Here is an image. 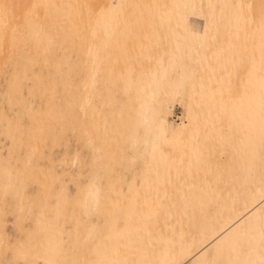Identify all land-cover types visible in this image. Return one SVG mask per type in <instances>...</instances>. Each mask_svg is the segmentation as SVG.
<instances>
[{"label":"bare ground","instance_id":"bare-ground-1","mask_svg":"<svg viewBox=\"0 0 264 264\" xmlns=\"http://www.w3.org/2000/svg\"><path fill=\"white\" fill-rule=\"evenodd\" d=\"M4 2L34 82L62 71L67 87H124V118L104 135H128V171L141 159L125 189L119 172L104 185L96 172L83 195L62 197L60 211L83 209L46 223L77 232L61 264H264V0ZM80 71L89 74L69 77ZM185 85L187 122L168 143L160 113Z\"/></svg>","mask_w":264,"mask_h":264},{"label":"rangeland","instance_id":"rangeland-1","mask_svg":"<svg viewBox=\"0 0 264 264\" xmlns=\"http://www.w3.org/2000/svg\"><path fill=\"white\" fill-rule=\"evenodd\" d=\"M10 9L0 0V264H43L47 254L51 264H61V246L68 249L77 232L70 233L71 221L63 224L62 234L46 223L52 226L49 221L54 217L67 219L74 207L83 209L82 204L65 202L64 211H60L62 197L83 195L82 187L87 188L88 179L96 172L93 179L102 185L119 172V183L125 189L121 177L130 179V170L137 172L141 159L136 157L128 171L123 154L130 147V138L117 132L109 141L104 135L115 117L124 118V87L110 82L67 87L58 80L66 75L62 71H52L50 78L42 74L40 81L34 82L37 64L31 59L24 64L17 61ZM191 18L193 30L203 23L202 18ZM88 74L80 71L69 77L79 79ZM187 87L168 93L169 106L160 113L168 143L174 140L171 133L187 122V99L182 94ZM110 142L113 147L109 152ZM135 176L137 183L140 177L138 173ZM53 227L58 228L59 223ZM82 232V243L87 244L91 235ZM194 257L180 264H189Z\"/></svg>","mask_w":264,"mask_h":264}]
</instances>
